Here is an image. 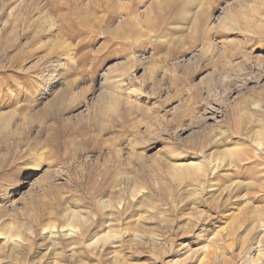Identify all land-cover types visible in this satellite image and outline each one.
Listing matches in <instances>:
<instances>
[{
  "label": "rangeland",
  "instance_id": "obj_1",
  "mask_svg": "<svg viewBox=\"0 0 264 264\" xmlns=\"http://www.w3.org/2000/svg\"><path fill=\"white\" fill-rule=\"evenodd\" d=\"M0 264H264V0H0Z\"/></svg>",
  "mask_w": 264,
  "mask_h": 264
},
{
  "label": "bare ground",
  "instance_id": "obj_2",
  "mask_svg": "<svg viewBox=\"0 0 264 264\" xmlns=\"http://www.w3.org/2000/svg\"><path fill=\"white\" fill-rule=\"evenodd\" d=\"M236 26V25H235ZM132 61H134V60H132ZM142 62V61H141ZM134 63V62H133ZM139 63H140V61H139ZM140 64H142V63H140ZM144 64V63H143ZM143 65H141L140 67H142ZM129 68H131V67H129ZM145 68V67H144ZM146 69V68H145ZM128 70H130V69H128ZM134 70V69H133ZM126 71V70H125ZM129 72V71H128ZM127 72V73H128ZM134 73V72H133ZM126 74H124L123 76H125ZM128 75V74H127ZM130 76L128 77V78H130L131 77V74H129ZM107 77V76H106ZM126 77V76H125ZM120 78H122V77H120ZM128 78H126V80L128 79ZM113 79H116V78H113ZM107 80V79H106ZM117 80H119V78L117 79ZM112 81V80H111ZM114 81V80H113ZM106 82V81H105ZM120 82H122V81H120ZM124 82V81H123ZM122 82V83H123ZM117 83H118V81H117ZM121 83V84H122ZM110 85H111V83H110ZM115 85V84H114ZM113 85V88L114 87H116V86H114ZM48 86V85H47ZM124 86V85H123ZM119 87H121V85L119 86ZM121 88H124V87H121ZM120 88V89H121ZM112 89V88H111ZM113 90V89H112ZM124 91V90H123ZM104 92V91H103ZM115 93V92H114ZM114 93L113 94H111V93H105V96L102 98V102L104 103V106L105 107H107L109 110H111V111H114L115 109H116V107H117V104L120 102V99L119 98H117L116 97V94L114 95ZM103 95V94H102ZM120 95V94H119ZM66 99V97H62V98H60V99H58L55 103H53V106H57L59 103H61V102H63L64 100ZM129 99V98H128ZM130 101V100H129ZM128 101V102H129ZM127 103V102H126Z\"/></svg>",
  "mask_w": 264,
  "mask_h": 264
}]
</instances>
